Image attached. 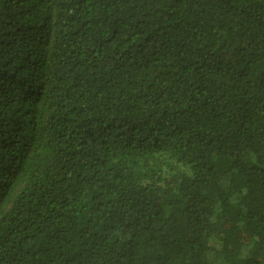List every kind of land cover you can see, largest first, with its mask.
I'll use <instances>...</instances> for the list:
<instances>
[{"label":"trees","instance_id":"1","mask_svg":"<svg viewBox=\"0 0 264 264\" xmlns=\"http://www.w3.org/2000/svg\"><path fill=\"white\" fill-rule=\"evenodd\" d=\"M0 264H264V0H0Z\"/></svg>","mask_w":264,"mask_h":264}]
</instances>
